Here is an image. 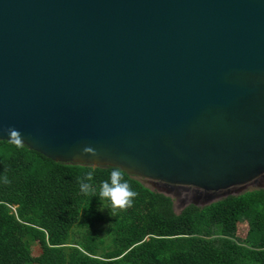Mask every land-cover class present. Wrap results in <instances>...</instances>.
<instances>
[{
	"label": "water",
	"instance_id": "water-1",
	"mask_svg": "<svg viewBox=\"0 0 264 264\" xmlns=\"http://www.w3.org/2000/svg\"><path fill=\"white\" fill-rule=\"evenodd\" d=\"M9 127L53 161L119 166L209 199L255 181L264 0H0ZM85 146L100 155L80 156Z\"/></svg>",
	"mask_w": 264,
	"mask_h": 264
},
{
	"label": "trees",
	"instance_id": "trees-1",
	"mask_svg": "<svg viewBox=\"0 0 264 264\" xmlns=\"http://www.w3.org/2000/svg\"><path fill=\"white\" fill-rule=\"evenodd\" d=\"M112 168L53 161L0 139V264H28L34 242L44 264H264V222L255 209L264 187L176 213L168 195L124 171L138 195L113 215L78 183L94 170L98 192ZM240 220L254 222L247 236L236 234Z\"/></svg>",
	"mask_w": 264,
	"mask_h": 264
},
{
	"label": "rangeland",
	"instance_id": "rangeland-1",
	"mask_svg": "<svg viewBox=\"0 0 264 264\" xmlns=\"http://www.w3.org/2000/svg\"><path fill=\"white\" fill-rule=\"evenodd\" d=\"M141 181L145 186L149 187L150 189L163 192L166 195H168L172 199L173 209L176 213H178L185 205L190 203L198 206H202L217 199H220L225 195H229V194L234 195L244 192L246 190L264 187V177L259 176L255 181H251L247 184H244L243 186H234L229 189L215 191L214 195L216 197L209 199L204 195V193H202V190L194 186H171V185H165L164 183L159 181H153L149 179H141ZM198 195L199 197H197ZM255 209L259 214V220L264 222V202L258 201L255 205ZM253 224L244 220H240L237 223L236 234L239 237L247 236L248 233H250L251 230H253ZM262 235H264V233ZM255 239H259V236H257ZM28 264H44V258L41 257L40 254V247L35 242L32 243L31 245V253Z\"/></svg>",
	"mask_w": 264,
	"mask_h": 264
},
{
	"label": "clouds",
	"instance_id": "clouds-1",
	"mask_svg": "<svg viewBox=\"0 0 264 264\" xmlns=\"http://www.w3.org/2000/svg\"><path fill=\"white\" fill-rule=\"evenodd\" d=\"M7 133L10 141L17 147L23 146V137L19 130L9 127L0 128V133ZM80 156H91L96 158L100 153L91 146H85L81 149ZM99 164V163H89ZM94 178V170L88 171L86 175L78 181L80 192L88 197L97 196L100 201H106L113 215L127 211L133 206L135 197L138 195L131 185L124 179V169L119 166H113L109 180H104L99 185V191L93 186L91 181ZM4 183H9L7 176H4ZM102 210V209H101Z\"/></svg>",
	"mask_w": 264,
	"mask_h": 264
},
{
	"label": "flooded vegetation",
	"instance_id": "flooded-vegetation-1",
	"mask_svg": "<svg viewBox=\"0 0 264 264\" xmlns=\"http://www.w3.org/2000/svg\"><path fill=\"white\" fill-rule=\"evenodd\" d=\"M262 177H264V174L263 175H261Z\"/></svg>",
	"mask_w": 264,
	"mask_h": 264
}]
</instances>
